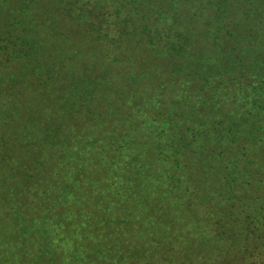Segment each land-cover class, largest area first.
Wrapping results in <instances>:
<instances>
[{
  "label": "trees",
  "instance_id": "obj_1",
  "mask_svg": "<svg viewBox=\"0 0 264 264\" xmlns=\"http://www.w3.org/2000/svg\"><path fill=\"white\" fill-rule=\"evenodd\" d=\"M0 211V264H264V0H0Z\"/></svg>",
  "mask_w": 264,
  "mask_h": 264
},
{
  "label": "rangeland",
  "instance_id": "obj_2",
  "mask_svg": "<svg viewBox=\"0 0 264 264\" xmlns=\"http://www.w3.org/2000/svg\"><path fill=\"white\" fill-rule=\"evenodd\" d=\"M0 212H2V211H0ZM12 239V238H11ZM1 241V240H0ZM15 241H17L16 240V238H13L12 239V242H15ZM1 249H3L4 251H6V254H5V260H7L8 261V255H12V260H14L15 261V258L17 257L18 258V256H20V255H18V253L15 251V250H13V249H11L10 247H9V244L6 242V243H2L1 244V247H0V250ZM15 253H17V254H15ZM20 258V257H19ZM7 261H3V264H10L9 262H7Z\"/></svg>",
  "mask_w": 264,
  "mask_h": 264
}]
</instances>
